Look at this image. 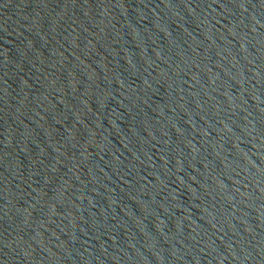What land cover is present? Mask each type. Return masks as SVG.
Returning <instances> with one entry per match:
<instances>
[{
    "label": "water",
    "instance_id": "obj_1",
    "mask_svg": "<svg viewBox=\"0 0 264 264\" xmlns=\"http://www.w3.org/2000/svg\"><path fill=\"white\" fill-rule=\"evenodd\" d=\"M0 264H264V0H0Z\"/></svg>",
    "mask_w": 264,
    "mask_h": 264
}]
</instances>
